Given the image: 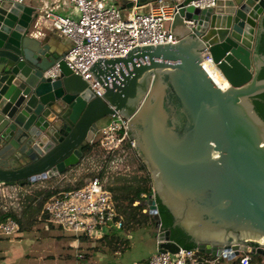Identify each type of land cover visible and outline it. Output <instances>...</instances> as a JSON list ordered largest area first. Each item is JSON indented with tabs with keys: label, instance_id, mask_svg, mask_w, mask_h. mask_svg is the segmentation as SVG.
<instances>
[{
	"label": "water",
	"instance_id": "1",
	"mask_svg": "<svg viewBox=\"0 0 264 264\" xmlns=\"http://www.w3.org/2000/svg\"><path fill=\"white\" fill-rule=\"evenodd\" d=\"M189 1L177 3L170 23L175 43L135 46L87 68L101 97L63 54L30 35L32 7L0 1V182L33 184L78 164L98 122L118 110L151 173L157 251L179 245L160 228L155 197L199 252L236 254L264 241V120L251 101L264 92V0H217L205 9ZM184 19L194 21L192 30ZM206 46L225 89L200 64ZM55 63L61 73L53 79L46 71Z\"/></svg>",
	"mask_w": 264,
	"mask_h": 264
},
{
	"label": "built area",
	"instance_id": "2",
	"mask_svg": "<svg viewBox=\"0 0 264 264\" xmlns=\"http://www.w3.org/2000/svg\"><path fill=\"white\" fill-rule=\"evenodd\" d=\"M8 1L24 3V0ZM130 1L133 5L125 16L121 15L119 7L106 0H69L73 15H61L53 9H47L40 15L47 27L70 40L71 45L62 59L74 74L86 82L95 96L101 97L104 88L87 68L97 58L123 57L135 46L173 44L178 40L170 30V23L178 10L177 3L181 0H154L146 4V11H137L136 0ZM216 1L190 0L187 6L205 9L214 7ZM184 23L190 30L195 26L192 19H184ZM200 64L206 71L210 68L220 74L207 46L201 51ZM60 73L58 63L46 71V75L53 79ZM107 117V124L97 131L99 148L104 154V165L100 167V170L105 168L104 175L108 174L107 168L115 166L120 157L135 150V142L130 137L127 124L128 118L118 110ZM99 171L81 186L63 190L61 195L45 204L44 211L56 227L73 235L85 234L90 239H100L111 230L124 228L123 215L102 180L104 175L100 176ZM4 186L21 187L0 182V188ZM146 204V211L152 215L147 199ZM18 230V223L12 218L0 222V235L10 236ZM257 249L264 251V241H249L247 250L239 249L236 254L232 248H224L218 255H211L199 252L197 248L179 246L173 253L156 250L143 264H234V261L236 264H264V253ZM253 259L256 261L253 262Z\"/></svg>",
	"mask_w": 264,
	"mask_h": 264
},
{
	"label": "rangeland",
	"instance_id": "3",
	"mask_svg": "<svg viewBox=\"0 0 264 264\" xmlns=\"http://www.w3.org/2000/svg\"><path fill=\"white\" fill-rule=\"evenodd\" d=\"M116 2L120 3V0ZM119 9L121 15L125 16L131 7ZM146 10L147 8L143 11ZM108 121L109 117H104L98 122V128L105 126ZM95 138H99L98 133ZM103 156L98 147L78 164L53 176L54 178H45L20 188H0V211L12 210L20 215L21 209L27 205V196L34 191L87 181L101 166L103 167ZM138 164L139 160L134 152H128L124 157H120L115 166L107 168L108 174L104 175L102 180L107 185L118 177L131 179L134 175H142ZM139 219V223L129 222L123 229H117V232L109 231L107 241L112 237L111 243L101 239L79 242L70 232L48 223L40 214L31 215L29 211L26 217L22 218V228L16 234L0 235V264H139L156 252L154 225L149 219L143 220L142 216ZM114 234L118 235V241L113 240Z\"/></svg>",
	"mask_w": 264,
	"mask_h": 264
},
{
	"label": "trees",
	"instance_id": "4",
	"mask_svg": "<svg viewBox=\"0 0 264 264\" xmlns=\"http://www.w3.org/2000/svg\"><path fill=\"white\" fill-rule=\"evenodd\" d=\"M260 52L264 53V36L261 38L260 42ZM259 77H264V69L261 71ZM254 109L257 114L264 120V92L259 93L251 98ZM100 145L99 138H95L94 141L90 143H84L81 145V150L83 152V158L91 154V152L98 148ZM134 154L139 160L138 170L142 175H134L131 179H127L125 177H118L112 183L106 185L107 189L110 191L112 198L116 203V207L119 212L123 215L125 225H128L129 222L134 221L139 223L141 220L139 217L142 216L143 220L149 219L151 224H154L152 215H150L147 211L146 199L147 197L153 193L152 187V177L150 172L146 166V163L142 160L140 155L134 150ZM69 169H66L68 171ZM65 171V172H66ZM104 169H101L100 176L104 175ZM54 178V177H53ZM115 182V183H114ZM5 185H16L17 182H3ZM83 183L78 182L75 185H66L64 187H47L42 188L37 191H34L32 194L27 196L28 202L27 205L21 209L20 215L15 211L7 210L0 211V222L5 221L7 218L14 219L19 226V230L22 228V218L26 217V214L30 211L31 215H41V217L47 221L48 223H52L44 211L45 204L51 200L62 194L63 190L71 189L75 187L81 186ZM30 184L24 183L21 187L29 186ZM157 209L161 218V229H169L170 230V239L175 241L179 246L188 249H194L195 244L189 240L188 236L177 226L172 225V216L166 207L160 203L158 198H156ZM51 225V224H50ZM52 226V225H51ZM60 228V227H59ZM116 231V230H114ZM117 232V231H116ZM76 240L79 242H85L90 238L85 234L73 235ZM108 233L103 234L100 238L103 241H107ZM114 241H118V235L114 234ZM111 239L107 242L111 243ZM125 243L128 244V241L125 240ZM147 260H142L140 264L145 263ZM256 260L253 259V262ZM234 264L236 262L234 261Z\"/></svg>",
	"mask_w": 264,
	"mask_h": 264
},
{
	"label": "crops",
	"instance_id": "5",
	"mask_svg": "<svg viewBox=\"0 0 264 264\" xmlns=\"http://www.w3.org/2000/svg\"><path fill=\"white\" fill-rule=\"evenodd\" d=\"M106 1L108 3L116 5L117 7L126 8L125 4L121 2L120 3L116 2V0H106ZM23 4L32 7L34 9V13L36 14L34 27L32 28L30 35L37 39H42L43 42L47 45L48 51L64 55L71 45L70 40L65 36H62L58 32L47 27L41 21L40 15L47 9H53L54 12L61 15H73L74 14L73 8L69 0H58V1L57 0H24ZM147 6L148 5L140 6L137 8V11H143L144 9L147 8ZM127 13L128 11H126V14ZM155 230L156 229H154V231ZM156 243L157 242L155 239V244ZM148 258H145L143 260H147Z\"/></svg>",
	"mask_w": 264,
	"mask_h": 264
},
{
	"label": "bare ground",
	"instance_id": "6",
	"mask_svg": "<svg viewBox=\"0 0 264 264\" xmlns=\"http://www.w3.org/2000/svg\"><path fill=\"white\" fill-rule=\"evenodd\" d=\"M207 71L210 73V75L212 76V78L214 79V81L220 86V87H224V89L226 87H228L227 82L221 77V75L218 72H215L214 70L207 68Z\"/></svg>",
	"mask_w": 264,
	"mask_h": 264
},
{
	"label": "flooded vegetation",
	"instance_id": "7",
	"mask_svg": "<svg viewBox=\"0 0 264 264\" xmlns=\"http://www.w3.org/2000/svg\"><path fill=\"white\" fill-rule=\"evenodd\" d=\"M264 22V21H263ZM261 44V43H260ZM263 70V68L260 70V72H259V74H258V78L259 79H264V77H259V75H260V73H261V71Z\"/></svg>",
	"mask_w": 264,
	"mask_h": 264
}]
</instances>
